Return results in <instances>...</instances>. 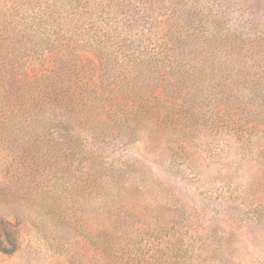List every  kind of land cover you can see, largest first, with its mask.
Segmentation results:
<instances>
[{
	"label": "trees",
	"instance_id": "trees-1",
	"mask_svg": "<svg viewBox=\"0 0 264 264\" xmlns=\"http://www.w3.org/2000/svg\"><path fill=\"white\" fill-rule=\"evenodd\" d=\"M225 18L216 0H0V145H26L23 170L61 152L93 192L113 184L75 149L88 137L135 141L181 115L264 137V40L223 33ZM110 230L88 234L103 249ZM165 240L149 244L154 260H171ZM15 248L0 220V253Z\"/></svg>",
	"mask_w": 264,
	"mask_h": 264
},
{
	"label": "rangeland",
	"instance_id": "rangeland-1",
	"mask_svg": "<svg viewBox=\"0 0 264 264\" xmlns=\"http://www.w3.org/2000/svg\"><path fill=\"white\" fill-rule=\"evenodd\" d=\"M216 1L223 33L264 40V0ZM247 138L186 115L135 141L88 137L75 149L103 161L113 184L93 192L61 152L23 170L26 145H0V220L16 235L0 264H264V137ZM96 226L112 228L103 249L88 234ZM159 236L170 261L149 254Z\"/></svg>",
	"mask_w": 264,
	"mask_h": 264
}]
</instances>
